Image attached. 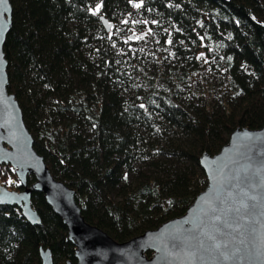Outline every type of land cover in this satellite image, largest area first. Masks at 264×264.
I'll return each instance as SVG.
<instances>
[{"label": "trees", "instance_id": "1", "mask_svg": "<svg viewBox=\"0 0 264 264\" xmlns=\"http://www.w3.org/2000/svg\"><path fill=\"white\" fill-rule=\"evenodd\" d=\"M10 3L8 92L53 176L116 241L182 215L207 184L200 155L218 152L237 127L264 125V0ZM135 21L165 47L132 45L124 32ZM206 81L218 85L216 103L195 93ZM0 180L21 189L9 165H0ZM31 201L39 225L0 205V264H41L40 247L53 264L74 262L61 219L42 193Z\"/></svg>", "mask_w": 264, "mask_h": 264}, {"label": "water", "instance_id": "2", "mask_svg": "<svg viewBox=\"0 0 264 264\" xmlns=\"http://www.w3.org/2000/svg\"><path fill=\"white\" fill-rule=\"evenodd\" d=\"M11 13L10 0H0V165L13 169L21 189L0 183V205L16 206L29 224L39 225L31 196L42 193L74 245L75 261L64 264H264V125L237 127L218 152L200 155L207 184L182 215L116 241L85 220L75 190L53 176L33 147L20 106L7 89L3 44ZM100 19L108 31L111 24ZM39 257L41 264H53L49 248L40 247Z\"/></svg>", "mask_w": 264, "mask_h": 264}, {"label": "rangeland", "instance_id": "3", "mask_svg": "<svg viewBox=\"0 0 264 264\" xmlns=\"http://www.w3.org/2000/svg\"><path fill=\"white\" fill-rule=\"evenodd\" d=\"M137 24H138V21L133 22L131 24L132 28L124 32L128 35L133 34L134 37H132V39H131L132 45H134L135 47H140L141 50H144L145 52H149V53H151L156 48H158V50L161 51L163 49V47H165V44L160 41L161 37L159 36V34L157 32L151 31V30H146V29L139 30V28H136L138 26ZM113 29L115 31L114 33L117 35H120L123 32L122 27L117 26V27H114ZM123 39H124V37H123ZM207 86H208L207 81L205 84L204 83H197L195 85L196 95L197 96L198 95L204 96V99L207 102L216 103L219 97H218L215 89L218 85L216 83H212L209 88H207ZM197 96L190 95L189 96L190 98L188 97V99L189 100L192 99L194 101H197L198 100ZM15 180L19 184V181L17 180L16 177H15ZM1 181L2 180H0V183H1ZM7 185L10 186V187H8V189H13L12 186L14 185V182L12 180H10V182L7 183ZM15 190H17V189H15Z\"/></svg>", "mask_w": 264, "mask_h": 264}, {"label": "snow or ice", "instance_id": "4", "mask_svg": "<svg viewBox=\"0 0 264 264\" xmlns=\"http://www.w3.org/2000/svg\"><path fill=\"white\" fill-rule=\"evenodd\" d=\"M99 7H100V6H99V5H97V10L99 9ZM136 7H140V5H139V4H137V5H136ZM169 43H171V41H169Z\"/></svg>", "mask_w": 264, "mask_h": 264}]
</instances>
